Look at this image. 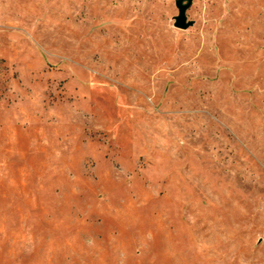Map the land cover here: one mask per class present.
<instances>
[{
    "label": "rangeland",
    "instance_id": "374dc122",
    "mask_svg": "<svg viewBox=\"0 0 264 264\" xmlns=\"http://www.w3.org/2000/svg\"><path fill=\"white\" fill-rule=\"evenodd\" d=\"M175 2L0 0V264H264V0Z\"/></svg>",
    "mask_w": 264,
    "mask_h": 264
},
{
    "label": "water",
    "instance_id": "95a60500",
    "mask_svg": "<svg viewBox=\"0 0 264 264\" xmlns=\"http://www.w3.org/2000/svg\"><path fill=\"white\" fill-rule=\"evenodd\" d=\"M186 3H183V0H176L175 4L178 8V15L175 16L174 25L179 28H187L191 22L186 21L185 10L189 7L191 0H186Z\"/></svg>",
    "mask_w": 264,
    "mask_h": 264
}]
</instances>
